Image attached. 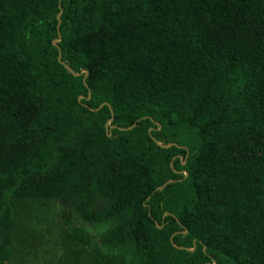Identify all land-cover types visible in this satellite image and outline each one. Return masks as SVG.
Masks as SVG:
<instances>
[{
  "label": "trees",
  "instance_id": "obj_1",
  "mask_svg": "<svg viewBox=\"0 0 264 264\" xmlns=\"http://www.w3.org/2000/svg\"><path fill=\"white\" fill-rule=\"evenodd\" d=\"M26 198L65 264H264V0H0V264Z\"/></svg>",
  "mask_w": 264,
  "mask_h": 264
},
{
  "label": "rangeland",
  "instance_id": "obj_2",
  "mask_svg": "<svg viewBox=\"0 0 264 264\" xmlns=\"http://www.w3.org/2000/svg\"><path fill=\"white\" fill-rule=\"evenodd\" d=\"M12 230V255L6 264H65L71 241L57 214L53 199H21ZM96 235L99 226L85 223Z\"/></svg>",
  "mask_w": 264,
  "mask_h": 264
},
{
  "label": "water",
  "instance_id": "obj_3",
  "mask_svg": "<svg viewBox=\"0 0 264 264\" xmlns=\"http://www.w3.org/2000/svg\"><path fill=\"white\" fill-rule=\"evenodd\" d=\"M59 39V37L58 38H56V39H54V43H56V41ZM64 64V66L69 70V71H71V68L67 65V64H65V63H63ZM85 72V74H86V71H84ZM75 74H77V73H75ZM109 123V121H107V124ZM129 127H131V126H129ZM128 127V128H129ZM166 145H168V144H166ZM163 187V185H160L158 188H162Z\"/></svg>",
  "mask_w": 264,
  "mask_h": 264
}]
</instances>
